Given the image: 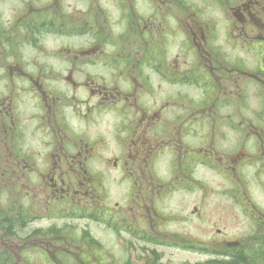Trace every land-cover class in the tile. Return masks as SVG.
Returning <instances> with one entry per match:
<instances>
[{
    "label": "flooded vegetation",
    "instance_id": "af4514ba",
    "mask_svg": "<svg viewBox=\"0 0 264 264\" xmlns=\"http://www.w3.org/2000/svg\"><path fill=\"white\" fill-rule=\"evenodd\" d=\"M229 1L217 42L183 0H0V264H264V0Z\"/></svg>",
    "mask_w": 264,
    "mask_h": 264
},
{
    "label": "rangeland",
    "instance_id": "374dc122",
    "mask_svg": "<svg viewBox=\"0 0 264 264\" xmlns=\"http://www.w3.org/2000/svg\"><path fill=\"white\" fill-rule=\"evenodd\" d=\"M184 1V4L187 5L186 7L188 9H183V16L187 19L191 18L190 16V13L192 14L193 11L195 12V19L196 21H199L202 24L206 23L208 25H216V31L214 33H216V38H217V42H218V39L221 40V39H224V35H225V31H224V23H223V13H226L227 12V9H226V6L225 4H222L220 7L216 8L214 6L211 5V2L210 0H183ZM228 2H230L229 0H227ZM232 2V1H231ZM171 10V8H170ZM169 10V12H170ZM172 12L174 13V10H172ZM115 11L112 10V9H108L106 11V14L108 15V17H115L114 15ZM220 44V42H219ZM59 45V44H58ZM58 48V47H57ZM56 48V49H57ZM225 51H232V49H230L229 47L225 48L224 49ZM233 55H238L239 53L235 50L233 51L232 53ZM184 55H187V53H185ZM251 55V53L247 52L246 53V58H248V56ZM1 88V91H2V87ZM246 92H247V97L245 99V106H246V109H245V114L247 116V118H252L254 115L256 114H259L260 113V104L257 100H255V98L253 99L251 97V95H249V92H251L253 94V88H251V86L248 84L246 86ZM222 112H226V109H222L221 113ZM21 113V117H20V126H21V130H22V133L20 134L19 136V145L21 147H24V149L27 152V157L29 156H38V155H41V148H39V146L37 145V139L40 136L39 133L36 132V130L33 128V125L35 124L34 121L30 118L31 114H30V111L24 113V112H19ZM109 175V174H108ZM106 175V176H108ZM196 178H200L201 182L202 180H204L206 183H208V186L209 185H213V182L211 181V173H209V171L207 169H202V168H197L195 170V175H194ZM105 177V176H104ZM110 177V176H109ZM250 175L248 173V176L247 178H249ZM204 183V184H206ZM210 187V186H209ZM198 192H200V189L198 187ZM13 189H6V193H12ZM18 191H20L18 189ZM22 193V191H21ZM110 193H113V191H110ZM198 194H195V196L193 197V200L195 198H197ZM170 199V197H168ZM219 197L217 196L216 198H213L211 195H208L207 197V201L205 203V205L209 204L210 205V202L218 199ZM11 197H7V199L5 200L6 201V206L9 208L11 207ZM160 200H163L164 201V197L161 198ZM253 200L256 202L260 201V197L257 196V193H254V196H253ZM185 201H189V197L188 196H184L182 198H178V200L176 198H171L170 200L167 201L166 205H167V208L168 209H180L184 204L182 202H185ZM256 202V203H257ZM163 203V202H161ZM160 203V204H161ZM159 204V205H160ZM158 205V207H159ZM225 205L228 209V206H229V202L228 201H225ZM262 206L264 208V202H262ZM234 223H232L233 225ZM228 227L226 229V231H229L231 232V234H235L234 232H238V231H243L244 229L242 228V226L239 227V229L236 227V228H231L230 229V222L228 220ZM172 228L173 230H178V226L176 225H172ZM197 228V227H196ZM199 230L197 229H192L190 230L189 232H187V234L189 235H196V236H201L202 233L200 231L201 228H198ZM220 229H222L220 227ZM197 232V233H196ZM196 233V234H194ZM206 236V234H203ZM207 236H209L207 234Z\"/></svg>",
    "mask_w": 264,
    "mask_h": 264
}]
</instances>
